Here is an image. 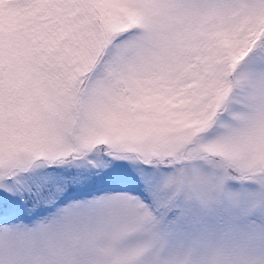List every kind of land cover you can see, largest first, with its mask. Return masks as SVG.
Segmentation results:
<instances>
[{
    "label": "snow or ice",
    "instance_id": "1",
    "mask_svg": "<svg viewBox=\"0 0 264 264\" xmlns=\"http://www.w3.org/2000/svg\"><path fill=\"white\" fill-rule=\"evenodd\" d=\"M11 217L0 264H264V0H0Z\"/></svg>",
    "mask_w": 264,
    "mask_h": 264
},
{
    "label": "rangeland",
    "instance_id": "2",
    "mask_svg": "<svg viewBox=\"0 0 264 264\" xmlns=\"http://www.w3.org/2000/svg\"><path fill=\"white\" fill-rule=\"evenodd\" d=\"M22 219L23 217L5 218L3 221H0V223H4V224L17 223V222H20ZM25 222H28V221H25Z\"/></svg>",
    "mask_w": 264,
    "mask_h": 264
}]
</instances>
